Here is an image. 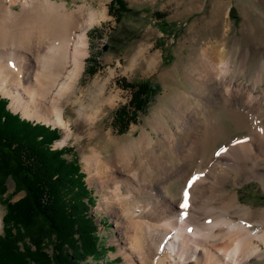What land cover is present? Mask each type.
<instances>
[{
	"label": "bare ground",
	"instance_id": "obj_1",
	"mask_svg": "<svg viewBox=\"0 0 264 264\" xmlns=\"http://www.w3.org/2000/svg\"><path fill=\"white\" fill-rule=\"evenodd\" d=\"M67 6L0 0V94L23 116L64 129L59 144L79 126L66 118L64 102L78 93L89 30L107 15ZM222 53L205 45L185 70L196 106L176 96L138 136L136 127L124 139L103 133L100 110H78L89 124L85 170L115 219L125 264H264V210L240 204L226 187L232 173L264 187V86L260 78L253 85L233 80ZM222 116L248 133L217 148L226 136Z\"/></svg>",
	"mask_w": 264,
	"mask_h": 264
},
{
	"label": "rangeland",
	"instance_id": "obj_2",
	"mask_svg": "<svg viewBox=\"0 0 264 264\" xmlns=\"http://www.w3.org/2000/svg\"><path fill=\"white\" fill-rule=\"evenodd\" d=\"M57 1L66 2L69 8L84 4L92 6L95 11L104 8L107 14L105 20L96 21L89 30L90 55L77 86L78 93L64 102L66 118L79 122L78 127L74 126L77 130L66 143L59 144L65 136L64 129L23 116L21 111L13 110L8 97L0 96L8 100V108L14 114L57 130L59 138L53 148L66 150L64 157L69 161L76 160L85 174V184L95 198L91 215L98 226L102 248L88 257L84 264H125L115 219L104 210L99 187L89 182L85 170L89 124L78 116V110L85 108L87 113L100 110L98 129L103 133L111 131L120 139L130 135L133 127L137 128L133 136H138L144 129L150 130L152 113L159 108L171 107L176 96L182 95L195 106L198 104L184 73L199 61L202 48L208 44L219 46L223 55L225 52L223 57L231 62L233 80L253 85L260 78L264 86V0H124L132 11L123 13L119 23L109 12L112 0ZM151 57L155 58L153 66L147 62ZM93 68L94 74L90 73ZM146 81L156 86L155 96L135 123L119 130L116 111L128 104L131 98V91L124 89L121 82L134 84ZM76 97H80L82 102L76 101ZM221 123L226 136H220L217 148L226 144L228 139L237 140L248 133L240 130L228 117L222 116ZM232 176L226 187L237 193L239 203L253 210H264L262 183L257 179H243L234 173ZM6 186L7 191L0 196V235L3 234L2 219L6 213L4 200L16 201L24 195V192L15 191L11 178ZM49 244L50 241H46V251L50 254L52 248Z\"/></svg>",
	"mask_w": 264,
	"mask_h": 264
},
{
	"label": "trees",
	"instance_id": "obj_3",
	"mask_svg": "<svg viewBox=\"0 0 264 264\" xmlns=\"http://www.w3.org/2000/svg\"><path fill=\"white\" fill-rule=\"evenodd\" d=\"M131 11L124 0L109 5L116 23ZM121 85L131 98L116 111L119 130L135 123L156 94L150 81ZM58 138L57 130L14 114L0 96V196L9 178L16 192H24L16 201L4 200L0 264H84L102 248L91 215L95 198L77 161L65 158L66 150L53 148Z\"/></svg>",
	"mask_w": 264,
	"mask_h": 264
},
{
	"label": "snow or ice",
	"instance_id": "obj_4",
	"mask_svg": "<svg viewBox=\"0 0 264 264\" xmlns=\"http://www.w3.org/2000/svg\"><path fill=\"white\" fill-rule=\"evenodd\" d=\"M218 155H219V153H217ZM187 205L185 204V205H182V207H186Z\"/></svg>",
	"mask_w": 264,
	"mask_h": 264
}]
</instances>
